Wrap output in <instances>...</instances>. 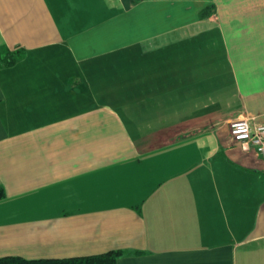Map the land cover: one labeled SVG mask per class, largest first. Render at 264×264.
I'll return each mask as SVG.
<instances>
[{
	"label": "crops",
	"instance_id": "0c3cea01",
	"mask_svg": "<svg viewBox=\"0 0 264 264\" xmlns=\"http://www.w3.org/2000/svg\"><path fill=\"white\" fill-rule=\"evenodd\" d=\"M242 118L264 0H0V258L264 264Z\"/></svg>",
	"mask_w": 264,
	"mask_h": 264
},
{
	"label": "built area",
	"instance_id": "2783aa9c",
	"mask_svg": "<svg viewBox=\"0 0 264 264\" xmlns=\"http://www.w3.org/2000/svg\"><path fill=\"white\" fill-rule=\"evenodd\" d=\"M230 139L244 149H253L264 158V124H250L249 119H236L229 126Z\"/></svg>",
	"mask_w": 264,
	"mask_h": 264
},
{
	"label": "trees",
	"instance_id": "16d2710c",
	"mask_svg": "<svg viewBox=\"0 0 264 264\" xmlns=\"http://www.w3.org/2000/svg\"><path fill=\"white\" fill-rule=\"evenodd\" d=\"M15 58L5 59L6 64L14 62ZM121 251H109L104 254L76 257L67 259H36L28 260L19 256H5L0 258V264H117Z\"/></svg>",
	"mask_w": 264,
	"mask_h": 264
}]
</instances>
